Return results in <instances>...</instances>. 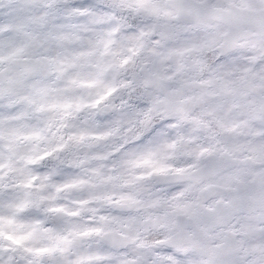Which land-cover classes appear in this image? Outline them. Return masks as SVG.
Instances as JSON below:
<instances>
[{
	"label": "clouds",
	"instance_id": "1",
	"mask_svg": "<svg viewBox=\"0 0 264 264\" xmlns=\"http://www.w3.org/2000/svg\"><path fill=\"white\" fill-rule=\"evenodd\" d=\"M0 264H264V0H0Z\"/></svg>",
	"mask_w": 264,
	"mask_h": 264
}]
</instances>
